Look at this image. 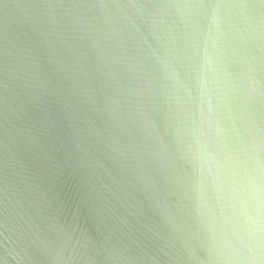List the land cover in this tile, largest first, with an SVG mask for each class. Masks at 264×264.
Returning a JSON list of instances; mask_svg holds the SVG:
<instances>
[{
    "label": "water",
    "instance_id": "obj_1",
    "mask_svg": "<svg viewBox=\"0 0 264 264\" xmlns=\"http://www.w3.org/2000/svg\"><path fill=\"white\" fill-rule=\"evenodd\" d=\"M0 264H264V5L0 0Z\"/></svg>",
    "mask_w": 264,
    "mask_h": 264
},
{
    "label": "snow or ice",
    "instance_id": "obj_2",
    "mask_svg": "<svg viewBox=\"0 0 264 264\" xmlns=\"http://www.w3.org/2000/svg\"><path fill=\"white\" fill-rule=\"evenodd\" d=\"M259 3L264 5V0H259Z\"/></svg>",
    "mask_w": 264,
    "mask_h": 264
}]
</instances>
